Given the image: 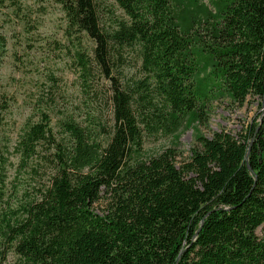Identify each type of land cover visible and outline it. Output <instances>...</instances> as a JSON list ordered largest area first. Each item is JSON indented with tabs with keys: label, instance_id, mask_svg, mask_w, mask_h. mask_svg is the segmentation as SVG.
Listing matches in <instances>:
<instances>
[{
	"label": "trees",
	"instance_id": "trees-1",
	"mask_svg": "<svg viewBox=\"0 0 264 264\" xmlns=\"http://www.w3.org/2000/svg\"><path fill=\"white\" fill-rule=\"evenodd\" d=\"M53 1L83 117L48 98L12 145L0 106V264H264V123L197 135L180 162L144 149L206 124L218 99L264 104V0Z\"/></svg>",
	"mask_w": 264,
	"mask_h": 264
},
{
	"label": "rangeland",
	"instance_id": "rangeland-1",
	"mask_svg": "<svg viewBox=\"0 0 264 264\" xmlns=\"http://www.w3.org/2000/svg\"><path fill=\"white\" fill-rule=\"evenodd\" d=\"M116 14L121 15L119 11ZM78 38L81 42L77 49L87 54L91 43L84 34ZM74 50L67 40L62 11L53 0H0V106L6 107V129L12 145L24 122L45 108L48 98L54 97L60 109L73 111L81 121L85 94ZM89 83V92L103 100L107 93L105 78L96 73ZM98 107L107 116L106 104ZM206 122L181 129L176 133L177 142L173 136L146 138L144 149L156 154L174 148L180 162L190 156L197 135L211 138L223 131L240 138L250 127L260 128L264 123V104L260 98L251 96L242 105L221 98L210 104ZM11 161L15 167L16 159ZM256 233L260 235L261 229ZM15 261L16 256L9 254L2 264Z\"/></svg>",
	"mask_w": 264,
	"mask_h": 264
}]
</instances>
